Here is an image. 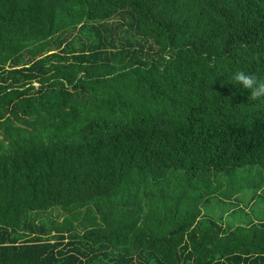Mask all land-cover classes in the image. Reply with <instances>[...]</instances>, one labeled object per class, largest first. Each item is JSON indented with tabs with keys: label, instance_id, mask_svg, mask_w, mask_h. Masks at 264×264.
Masks as SVG:
<instances>
[{
	"label": "trees",
	"instance_id": "trees-1",
	"mask_svg": "<svg viewBox=\"0 0 264 264\" xmlns=\"http://www.w3.org/2000/svg\"><path fill=\"white\" fill-rule=\"evenodd\" d=\"M237 70L264 0H0V264H264Z\"/></svg>",
	"mask_w": 264,
	"mask_h": 264
},
{
	"label": "clouds",
	"instance_id": "clouds-1",
	"mask_svg": "<svg viewBox=\"0 0 264 264\" xmlns=\"http://www.w3.org/2000/svg\"><path fill=\"white\" fill-rule=\"evenodd\" d=\"M231 79L243 89L250 90L251 101L264 100V78L244 70H237L232 74Z\"/></svg>",
	"mask_w": 264,
	"mask_h": 264
},
{
	"label": "rangeland",
	"instance_id": "rangeland-1",
	"mask_svg": "<svg viewBox=\"0 0 264 264\" xmlns=\"http://www.w3.org/2000/svg\"><path fill=\"white\" fill-rule=\"evenodd\" d=\"M264 210V208L260 205H255L253 207V209H249L248 212H251L253 214L254 217L259 216L261 214V212ZM237 221H240V219H238Z\"/></svg>",
	"mask_w": 264,
	"mask_h": 264
}]
</instances>
